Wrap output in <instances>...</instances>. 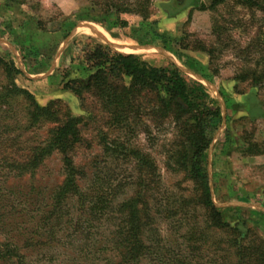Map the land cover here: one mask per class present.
Segmentation results:
<instances>
[{
  "label": "trees",
  "instance_id": "16d2710c",
  "mask_svg": "<svg viewBox=\"0 0 264 264\" xmlns=\"http://www.w3.org/2000/svg\"><path fill=\"white\" fill-rule=\"evenodd\" d=\"M209 2L210 9L234 3L261 15V25L250 42L236 50L239 59L243 57L251 62L235 79L264 89V0ZM176 4L171 10L170 5L166 6L171 15L185 8L179 0ZM109 5L113 8L117 4ZM148 17L149 14L145 18ZM214 28L211 47L202 41L195 46L213 58L217 53L235 49L232 39H224L227 24L217 22ZM82 39L74 38L69 52L76 55L70 59L71 67L80 65L85 75L69 79L73 72L70 67L63 80L64 90L90 109L87 116L74 115L62 100H52L45 106L38 104L28 90L17 85L16 77L23 73L14 61L0 60L6 72V82L0 86V225L6 224L7 219L19 220L18 209L23 208L30 194L22 190L24 181L27 177L33 181L45 160L55 154L61 156L64 173L63 182L46 200L36 224L24 229L21 226L17 234L16 229L11 230L9 240L0 242V264H57L60 257L54 259L50 245L61 244L60 233H65L67 227L80 230L87 224L89 231L97 234L102 229L98 224L104 219L110 226L102 242L101 233L96 238L90 234L87 248L81 250L84 254L78 250L74 255L67 252L60 264H198L194 250L200 242L198 223L217 230L226 227L222 210L213 200L209 179V150L223 121L219 101L205 85L189 78L173 62L157 67L142 56L115 49L103 40L87 37L85 43ZM20 98L27 106L24 124L17 120L13 108ZM260 102L264 105V99ZM96 109L99 114L95 113ZM13 120L15 125L11 123ZM88 123L102 124L96 139L109 157L134 164L145 175L154 171V160L151 154L133 144L135 138L140 132L148 136L150 130L173 125L168 140L172 148L165 152L167 170L184 175L194 184L196 192L173 196L164 193L156 208L148 200L150 184L141 177L129 178L134 181L135 190L122 201L109 200L104 191L86 190L82 181L86 177L90 179L89 175L83 169L85 166L73 159V152L85 142L83 128ZM216 199L223 201L219 196ZM162 220L171 224L175 253L159 238ZM183 223L188 226L184 243L177 234ZM17 225L22 224L17 222ZM234 232L236 238L232 239L229 252L232 249L237 264H242L246 259V248L240 239L244 230L236 227Z\"/></svg>",
  "mask_w": 264,
  "mask_h": 264
},
{
  "label": "rangeland",
  "instance_id": "374dc122",
  "mask_svg": "<svg viewBox=\"0 0 264 264\" xmlns=\"http://www.w3.org/2000/svg\"><path fill=\"white\" fill-rule=\"evenodd\" d=\"M177 1L0 0V60L14 61L23 73L16 77L17 85L28 90L38 104L45 106L52 100H62L76 116H87L90 109L73 93L64 90L63 76L71 67V57H76L69 52L74 38H83L85 43L87 37L103 40L115 49L140 55L157 67L173 62L189 78L205 85L222 109L223 121L208 157L213 200L216 207L222 210L226 227L217 230L198 223L197 240L200 242L198 249H194L198 254L196 262L237 264L233 250L229 252V249L232 248V239L236 238L234 229L241 227L244 233L240 239L246 248V259L242 264H264V105L260 102L264 99V89L235 79L237 73L244 71L245 65L251 62L243 57L239 59L236 50L250 42L261 25V15L234 3L210 9L209 0H179L185 8L171 15L166 6L170 3L171 10L172 6L177 7ZM110 2L117 5L111 8ZM197 2L198 5H192ZM147 14L149 17L145 18ZM217 22L227 24L228 32L224 39H232L235 49L217 53L213 58L195 46L199 41L212 46ZM71 70L69 79L84 74L78 64ZM5 82L6 72L0 66V86ZM13 108L17 112V120L24 124L25 101L18 99ZM95 113L99 114L97 109ZM11 123L15 125L14 120ZM173 127L150 130L151 135L148 136L140 132L135 138L133 144L151 154L154 160V171L145 175L134 164L109 157L96 139L102 124L88 123L83 128L85 142L73 152V159L85 166L83 169L89 175L90 179L86 177L82 181L88 188L86 190L104 191L109 200L122 201L135 190L134 181L129 178L141 177L146 184H150L148 200L156 208L164 193L173 196L196 192L194 184L187 181L184 175L167 170L165 152L172 148L168 140ZM24 137L27 138V135ZM38 170L33 181L29 177L24 181L22 190L26 193L30 191V194L23 208L18 209L19 220L7 219L6 224L0 225V242L9 240L7 236L11 230L16 229L17 234L21 232V226L24 229L36 224L44 212L41 209L46 200L64 180L62 160L58 154L45 160ZM128 182L130 185H126ZM217 196L223 201H217ZM17 222L22 225H17ZM109 224L107 219L102 220L98 224V228L102 229L97 234L89 231L87 224L80 230L67 227L65 233H60L61 244L50 245V254L54 253V259L60 257L57 263L60 264L65 253L74 255L76 250L80 253L87 248L90 234L96 238L101 233L102 242ZM171 228L169 222L162 220L158 235L168 243V250L175 253L171 245L174 239ZM187 230L186 223L177 229L182 243ZM96 259L99 261L100 257Z\"/></svg>",
  "mask_w": 264,
  "mask_h": 264
},
{
  "label": "crops",
  "instance_id": "0c3cea01",
  "mask_svg": "<svg viewBox=\"0 0 264 264\" xmlns=\"http://www.w3.org/2000/svg\"><path fill=\"white\" fill-rule=\"evenodd\" d=\"M90 29V28H89ZM39 34L42 33V32H38ZM91 33V32H90ZM62 35V34H61ZM65 39V38H64Z\"/></svg>",
  "mask_w": 264,
  "mask_h": 264
}]
</instances>
